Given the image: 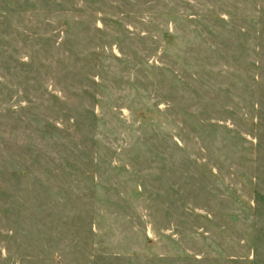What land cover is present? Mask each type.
<instances>
[{
    "label": "rangeland",
    "instance_id": "obj_1",
    "mask_svg": "<svg viewBox=\"0 0 264 264\" xmlns=\"http://www.w3.org/2000/svg\"><path fill=\"white\" fill-rule=\"evenodd\" d=\"M0 264H264V0H0Z\"/></svg>",
    "mask_w": 264,
    "mask_h": 264
}]
</instances>
